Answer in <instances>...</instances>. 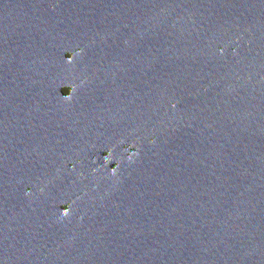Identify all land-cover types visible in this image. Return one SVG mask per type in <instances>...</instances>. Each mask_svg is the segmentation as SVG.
Segmentation results:
<instances>
[{
  "label": "water",
  "instance_id": "95a60500",
  "mask_svg": "<svg viewBox=\"0 0 264 264\" xmlns=\"http://www.w3.org/2000/svg\"><path fill=\"white\" fill-rule=\"evenodd\" d=\"M0 264H264V0H0Z\"/></svg>",
  "mask_w": 264,
  "mask_h": 264
},
{
  "label": "clouds",
  "instance_id": "9594fccd",
  "mask_svg": "<svg viewBox=\"0 0 264 264\" xmlns=\"http://www.w3.org/2000/svg\"><path fill=\"white\" fill-rule=\"evenodd\" d=\"M78 54H80L79 51H78L77 53H69V54H68V57H67V59H66V63H67V64H72V63L74 62L75 56L78 55ZM70 91H75V89L73 88V89H71ZM66 99H71V96H70V95L66 96ZM95 159H96V158L93 157V161H95ZM131 159H132V155L130 154V155L128 156V160H131ZM112 160H113L112 151L109 150V151L105 154V161H106V163H111ZM118 169H119V164L117 163L115 166H113V167L111 168V173H110V174H111L112 176H115V175L117 174ZM93 172H95V170H93ZM70 215H71V213H70L69 208L66 207V208L62 209V211H61V216H63L64 218H68Z\"/></svg>",
  "mask_w": 264,
  "mask_h": 264
}]
</instances>
